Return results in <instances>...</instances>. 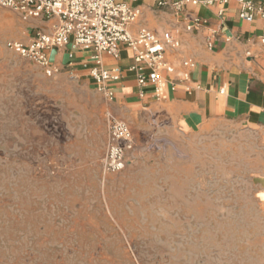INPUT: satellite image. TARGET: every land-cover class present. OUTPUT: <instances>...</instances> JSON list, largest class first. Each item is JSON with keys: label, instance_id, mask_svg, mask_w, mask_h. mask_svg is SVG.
Returning <instances> with one entry per match:
<instances>
[{"label": "rangeland", "instance_id": "374dc122", "mask_svg": "<svg viewBox=\"0 0 264 264\" xmlns=\"http://www.w3.org/2000/svg\"><path fill=\"white\" fill-rule=\"evenodd\" d=\"M40 30L50 24L0 7V264H264V133L184 131L142 110L124 120L135 156L100 191L68 143L98 92L6 48Z\"/></svg>", "mask_w": 264, "mask_h": 264}, {"label": "crops", "instance_id": "0c3cea01", "mask_svg": "<svg viewBox=\"0 0 264 264\" xmlns=\"http://www.w3.org/2000/svg\"><path fill=\"white\" fill-rule=\"evenodd\" d=\"M117 1L141 12L138 21L130 27L133 34L147 28L157 33L170 31L180 40L181 47L166 54V60L173 65L175 73H164L169 84L163 100H157L152 87L139 85L138 70L133 69L135 66L143 67L144 63H137L133 52L121 45L119 59L107 54L102 56L104 69L119 70L121 73V80L110 84L115 92V99L110 101L97 91L90 76L91 69L96 66L92 52L70 47L51 51L50 57L59 67L61 76L72 74L78 79L84 78L78 81L85 87L83 92L91 93L92 88L98 92L93 95L97 105L84 102L75 110L77 115L84 117L86 124L68 141L74 145V151H69L74 170H78L79 174H94L92 181L99 182L100 191L106 189L108 177L104 171V160L110 115L133 123L142 110L162 108L169 119L184 131L223 122L247 131L264 133L262 18L258 17L253 23L240 20L238 0H229L225 5H206V0H200L199 5H187L181 12L168 7L159 8L161 0ZM256 1L264 4V0ZM221 8L225 10L223 19L218 16ZM195 18L207 23L187 31L186 27ZM211 40L214 41L212 50L208 47ZM189 60L196 65L191 70L183 67V62ZM184 72L190 73L187 81L182 78ZM76 119H79L78 116ZM88 120L92 121L90 126ZM262 183L261 206L264 210V181Z\"/></svg>", "mask_w": 264, "mask_h": 264}, {"label": "built area", "instance_id": "2783aa9c", "mask_svg": "<svg viewBox=\"0 0 264 264\" xmlns=\"http://www.w3.org/2000/svg\"><path fill=\"white\" fill-rule=\"evenodd\" d=\"M229 0H206V5H225ZM200 0H161L159 8H171L181 12L187 5L197 6ZM239 18L253 23L258 17L264 20V4L256 0H238ZM0 7L12 9L20 13L24 21L39 20L50 23V31H38L28 42L9 40L6 48L37 63L48 76L60 72L50 57V52L70 47L73 50L92 52L95 67L90 76L94 80L97 91L108 100L115 99L111 83L121 80L119 70L103 68L102 56L109 55L114 59L120 58V47H128L134 54L137 63L143 67H133L138 70V83L142 87H152L154 97L160 100L164 97L169 81L164 73L174 74L175 68L166 60L168 51L181 47L180 40L170 31L157 33L147 28H141L133 34L130 27L141 15L140 10L117 0H0ZM224 8L218 16L223 19ZM207 22L195 18L186 27L192 31ZM264 44V33L260 37ZM209 49H214V41L208 43ZM72 58V55H70ZM195 63L184 61L183 67L193 69ZM182 78L187 81L189 72H184ZM137 152L132 129L128 123L117 117L109 116V140L104 160V171L107 174H118L125 171L130 159Z\"/></svg>", "mask_w": 264, "mask_h": 264}]
</instances>
